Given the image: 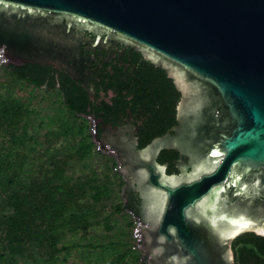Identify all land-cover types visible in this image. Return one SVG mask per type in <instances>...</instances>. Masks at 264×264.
<instances>
[{"label": "water", "instance_id": "obj_1", "mask_svg": "<svg viewBox=\"0 0 264 264\" xmlns=\"http://www.w3.org/2000/svg\"><path fill=\"white\" fill-rule=\"evenodd\" d=\"M86 31L89 49L131 46L182 93L172 132L142 147L134 133L120 146L98 137L89 116L120 164L142 260L236 264L234 240L264 236V0H0L7 65L80 72ZM164 148L179 152L177 172L158 160Z\"/></svg>", "mask_w": 264, "mask_h": 264}, {"label": "trees", "instance_id": "obj_2", "mask_svg": "<svg viewBox=\"0 0 264 264\" xmlns=\"http://www.w3.org/2000/svg\"><path fill=\"white\" fill-rule=\"evenodd\" d=\"M4 67L19 82L47 90L59 89L73 118L82 120L63 122L59 134L67 137L80 133L74 153L79 159L89 157L94 144L87 135L89 127L84 124L85 118L80 117L86 110L87 96L82 103L80 95L83 96L77 89L38 63ZM35 114V110L12 93L0 92V264H19L21 256L41 264L37 258L39 252L50 261L56 260L57 253L67 248L60 245L66 234L100 222L97 206L113 194L107 173L103 179L93 172L90 177L74 180L67 174V159L50 153L45 162L42 157L32 155L37 149L34 145L37 139L29 125ZM141 142L145 143V139ZM175 155V150L165 149L158 158L160 162L169 160L168 172L178 171L172 161ZM120 178L124 183L121 175ZM86 198L90 202H83ZM114 211L124 212L122 202ZM105 223L107 228L112 227L109 218ZM233 248L236 264H264V236L245 232L234 240ZM116 249L114 244L113 252L118 253ZM127 256L126 252H119L100 264H121ZM138 259L143 264L140 254L132 255L133 261Z\"/></svg>", "mask_w": 264, "mask_h": 264}, {"label": "flooded vegetation", "instance_id": "obj_3", "mask_svg": "<svg viewBox=\"0 0 264 264\" xmlns=\"http://www.w3.org/2000/svg\"><path fill=\"white\" fill-rule=\"evenodd\" d=\"M95 37L96 35L85 32L81 44L83 70L80 72L72 73L67 67L47 62L38 64L51 69L56 77L61 76L70 87L77 89L83 96L80 95L81 101L87 96L84 99L86 110L80 117L88 121V117L93 115L96 118H93L96 135L107 139L112 145L120 146L121 136L134 133L138 138V146L142 147L151 141L150 138L171 131L177 121L176 106L182 94L173 79L163 69L145 59L135 48L123 43L112 42L89 49L90 41ZM83 79L88 88L93 89L92 94L84 85ZM142 138L145 139L143 144ZM165 149L169 152L175 150L177 155L172 158L175 164L180 156L179 152L174 148H164L159 156ZM102 154L115 160L113 154ZM162 162L167 163L169 168V160ZM124 185L125 182L123 187ZM123 201L122 198V204ZM124 211L127 212L125 208ZM144 259L148 264L147 259Z\"/></svg>", "mask_w": 264, "mask_h": 264}, {"label": "rangeland", "instance_id": "obj_4", "mask_svg": "<svg viewBox=\"0 0 264 264\" xmlns=\"http://www.w3.org/2000/svg\"><path fill=\"white\" fill-rule=\"evenodd\" d=\"M0 92L3 94L12 93L22 100L27 106L36 111L33 120L30 122L29 130L36 136L37 149L32 153L42 157L46 162L50 153L67 159V174L74 180L90 177L93 172L103 179L104 175L109 174L112 183L113 194L109 199H105L97 206L100 213V222H94L86 230H77L75 233H67L60 242L67 245V248L57 253L56 260L50 261L46 255L39 254L37 258L41 264H100L103 260H108L119 252H126L127 258L121 264H140L139 259L133 261V254H140L132 249V218L127 212H115L114 208L122 202L121 189L123 183L120 173L115 172L113 167L114 160L110 156L93 151L86 159H79L74 153V146L80 133L65 137L61 135L62 124L69 121L80 122L73 118L67 109L63 96L57 89L47 90L43 87L36 88L26 82H19L0 67ZM41 121V122H40ZM89 127V121L84 123ZM87 135L91 136L90 130ZM89 136V137H90ZM92 138V136H91ZM90 202L88 198L83 202ZM105 217V218H104ZM109 218L111 228H107L105 223ZM114 244L117 252H113ZM143 264L145 260H141ZM19 264H35L31 258L19 257ZM142 264V263H141Z\"/></svg>", "mask_w": 264, "mask_h": 264}, {"label": "built area", "instance_id": "obj_5", "mask_svg": "<svg viewBox=\"0 0 264 264\" xmlns=\"http://www.w3.org/2000/svg\"><path fill=\"white\" fill-rule=\"evenodd\" d=\"M6 60L2 59L1 55H0V67H4L6 66ZM88 121H89V130H90V134L92 136V140H93V146H94V151L98 152V153H102L103 150L100 149L99 145L97 144V142L94 139V130H93V122L92 119L90 117H88ZM109 153V152H108ZM112 154V153H110ZM115 172H119L120 173V164L116 163L113 167ZM128 214L131 215L132 218V223H133V228H132V249L136 252L140 253L141 256V260H142V256L144 253V249L142 246L139 245V241H140V236L136 233L137 230V226L141 223L136 216H134V214L132 212H128Z\"/></svg>", "mask_w": 264, "mask_h": 264}]
</instances>
